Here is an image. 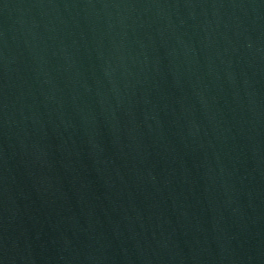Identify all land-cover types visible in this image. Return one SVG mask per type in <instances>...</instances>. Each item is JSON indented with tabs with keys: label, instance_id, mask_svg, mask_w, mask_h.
Listing matches in <instances>:
<instances>
[{
	"label": "water",
	"instance_id": "water-1",
	"mask_svg": "<svg viewBox=\"0 0 264 264\" xmlns=\"http://www.w3.org/2000/svg\"><path fill=\"white\" fill-rule=\"evenodd\" d=\"M0 264H264V0H0Z\"/></svg>",
	"mask_w": 264,
	"mask_h": 264
}]
</instances>
